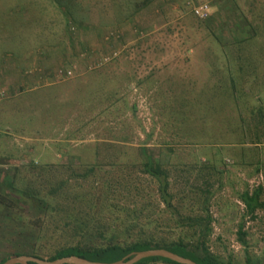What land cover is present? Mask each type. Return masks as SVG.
I'll return each instance as SVG.
<instances>
[{"label": "rangeland", "instance_id": "374dc122", "mask_svg": "<svg viewBox=\"0 0 264 264\" xmlns=\"http://www.w3.org/2000/svg\"><path fill=\"white\" fill-rule=\"evenodd\" d=\"M191 2L0 0V184L19 200L14 217L0 206L2 253L9 251L12 233L37 236V221L32 219L45 214L23 189L29 191V185L43 181V192L48 190L62 175L59 164L115 163L119 167L114 173H121L124 160L136 159L141 146L155 159L181 166L211 159L220 163L215 154H221L224 172L210 207L212 248L244 264L245 247L237 239V229L247 218L249 238L254 239L250 249L261 252L264 230L259 220L243 217L239 194L264 182V119L252 116L254 105L246 102L243 109L250 113L245 128L251 126L246 138L235 101L213 88L217 78L223 79L212 74H221L215 67L221 63L217 58L222 43L237 44L244 34L237 24L240 11L234 0H207L209 16L200 18ZM19 58L22 70H5L8 62ZM99 73L117 77L118 86L120 80L129 86L119 92L124 98L112 112L102 108L112 100L108 91L96 93V102L100 94L104 99L102 107L96 104L99 117L91 121L94 103L84 101L98 89ZM4 80L23 82L13 88ZM113 130L119 141L127 137L120 141L126 144L121 145L123 153H102L98 158L96 145ZM9 181L14 188L7 186ZM68 211L54 213L53 224L57 226ZM40 236L51 247L49 252L55 249L52 243L70 239V233L58 230Z\"/></svg>", "mask_w": 264, "mask_h": 264}, {"label": "trees", "instance_id": "16d2710c", "mask_svg": "<svg viewBox=\"0 0 264 264\" xmlns=\"http://www.w3.org/2000/svg\"><path fill=\"white\" fill-rule=\"evenodd\" d=\"M234 1L240 11L237 24H241L239 28L244 34L236 40L239 42L237 44L228 46L225 42L222 43L220 56L217 58L221 63L215 67L221 74H212L218 77L223 75V79L217 78L213 88L215 93L235 101L239 116L243 119L241 123L245 137L248 138L251 126L247 125L248 128H245L244 121L249 113L264 119V0ZM187 2L185 0L186 6ZM204 2L207 0H192L191 9L196 16V3ZM114 59L115 57L112 58ZM212 69L213 65L211 72ZM115 79L118 78L99 73L98 89H94L93 93L88 92L92 96L84 102L94 103L89 110L91 121L99 117L96 111L98 105L102 107L104 99L100 94L96 102V93L108 91L107 98L112 100L102 107L108 112H112L116 102L124 98L119 92L129 85L124 86L125 82L120 80L118 86ZM246 102L254 105L250 112L243 109L248 106ZM131 108L136 109L135 105ZM118 136L113 130L99 141L96 145L98 158L102 157V153H123L120 141L127 140V137H119V141ZM247 142V139L243 141L244 144ZM122 146L126 147V144ZM224 148L226 147L221 150ZM124 151L128 153V148ZM136 154V159L132 158L130 162L124 160L125 169L121 173H114L119 167L115 163L103 164V167L99 163L85 167L59 164L62 175L52 180L48 190L43 192V181L29 185V191L23 189L24 194H28L29 198L43 207L45 214L42 218L32 219L37 221V225H33L37 236L12 233L13 239L7 243L9 251L2 253L0 249V264L23 254L50 260L78 255L94 261L112 262L135 251L159 247L190 257L200 264H239L233 255L224 257L219 250H213L211 245L214 233L211 200L217 190L216 184L222 181L224 171L220 164L222 161L226 162L224 157L217 153L215 155L220 163L211 159V163L200 160L196 164L181 166L178 163L172 164L171 161L167 163L155 159L145 146L139 147ZM258 164L261 167L263 160H258ZM12 182L9 181L7 186L14 188ZM12 195L8 190L2 189L0 184V206L9 208L11 214L7 215L14 217L19 200ZM239 198L245 206L243 217L259 220L260 227L264 230V182L253 190L246 188L240 192ZM75 207L78 210L71 213V209ZM65 211H68L66 216L55 226L53 214ZM15 221L17 220H12ZM247 222V218L241 220L237 229V239L245 247L244 264H264V247L261 252L250 249L254 239L249 238ZM5 227L7 229L10 226ZM19 228L24 229L21 226ZM51 230L70 233V239L66 243L61 240L57 245L52 243L55 249L49 252L51 247L43 243L40 235L48 234ZM158 263L181 264L162 256L146 257L135 264Z\"/></svg>", "mask_w": 264, "mask_h": 264}, {"label": "water", "instance_id": "95a60500", "mask_svg": "<svg viewBox=\"0 0 264 264\" xmlns=\"http://www.w3.org/2000/svg\"><path fill=\"white\" fill-rule=\"evenodd\" d=\"M150 256L167 257L181 264H200L190 257L183 256L164 247L135 251L127 255L126 257L112 262L94 261L78 255L64 256L54 260H50L47 258H40L33 255L23 254L13 256L4 261L2 264H30V262H34V264H135L141 259Z\"/></svg>", "mask_w": 264, "mask_h": 264}, {"label": "crops", "instance_id": "0c3cea01", "mask_svg": "<svg viewBox=\"0 0 264 264\" xmlns=\"http://www.w3.org/2000/svg\"><path fill=\"white\" fill-rule=\"evenodd\" d=\"M35 55H37L38 56V58H40L41 59V56L40 55H38V54H36V53H34ZM22 58H19V59H14L12 62H8L7 64L5 63V62H3V65H5V67H9L8 69H5V70H7L8 72H10V73H14V71L15 70H22L23 68H22ZM40 63H42V60H40ZM25 69L26 68H24V71H25ZM3 73V72H2ZM5 74H7V75H10L9 73H5ZM23 82V80H21V81H18V80H14V81H11V80H4V83H7L8 85H10V86H13V88H18L19 87V85L21 84Z\"/></svg>", "mask_w": 264, "mask_h": 264}, {"label": "built area", "instance_id": "2783aa9c", "mask_svg": "<svg viewBox=\"0 0 264 264\" xmlns=\"http://www.w3.org/2000/svg\"><path fill=\"white\" fill-rule=\"evenodd\" d=\"M209 10L210 4L208 2L196 3L195 5V13H197V16L199 17H206L209 13ZM68 73L72 74V70H70Z\"/></svg>", "mask_w": 264, "mask_h": 264}]
</instances>
